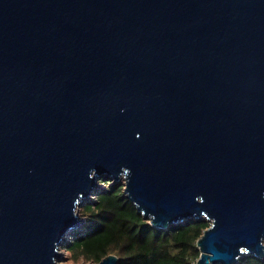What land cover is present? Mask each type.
Masks as SVG:
<instances>
[{
    "label": "water",
    "instance_id": "1",
    "mask_svg": "<svg viewBox=\"0 0 264 264\" xmlns=\"http://www.w3.org/2000/svg\"><path fill=\"white\" fill-rule=\"evenodd\" d=\"M102 176L264 260V0H0V264H58Z\"/></svg>",
    "mask_w": 264,
    "mask_h": 264
},
{
    "label": "trees",
    "instance_id": "2",
    "mask_svg": "<svg viewBox=\"0 0 264 264\" xmlns=\"http://www.w3.org/2000/svg\"><path fill=\"white\" fill-rule=\"evenodd\" d=\"M95 190L93 202L84 206L86 224L71 232L63 245L70 256L92 263L109 254L118 264H195L200 256L196 242L209 227L206 220H188L166 230L153 228L125 197L123 184L105 179ZM238 264H264L254 256Z\"/></svg>",
    "mask_w": 264,
    "mask_h": 264
},
{
    "label": "rangeland",
    "instance_id": "3",
    "mask_svg": "<svg viewBox=\"0 0 264 264\" xmlns=\"http://www.w3.org/2000/svg\"><path fill=\"white\" fill-rule=\"evenodd\" d=\"M100 179L97 181V189L103 187L101 185V183L99 182ZM121 181H123V180H121ZM94 197H95L94 195L91 196L84 204H82L79 207L78 215H79V218L82 220V223H81V225H80V227L78 229H74L71 232L80 231L82 229V227L86 224L87 217L84 214V206L86 204H88L89 202H93L94 201ZM71 232L66 236V238L69 237V235H71ZM60 251L62 253L63 259H61L58 262V264H90V263H92V262H90L88 260H85L82 257H77V258L75 257L74 258L73 256H70V254L67 251L64 250L63 246L60 247Z\"/></svg>",
    "mask_w": 264,
    "mask_h": 264
},
{
    "label": "bare ground",
    "instance_id": "4",
    "mask_svg": "<svg viewBox=\"0 0 264 264\" xmlns=\"http://www.w3.org/2000/svg\"><path fill=\"white\" fill-rule=\"evenodd\" d=\"M78 209H79V207L77 206V207H76V211H77V212H78Z\"/></svg>",
    "mask_w": 264,
    "mask_h": 264
}]
</instances>
